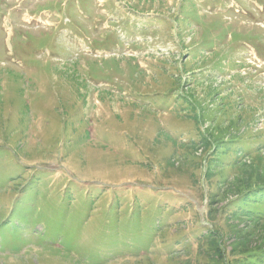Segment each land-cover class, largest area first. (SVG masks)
Listing matches in <instances>:
<instances>
[{"label": "rangeland", "instance_id": "obj_1", "mask_svg": "<svg viewBox=\"0 0 264 264\" xmlns=\"http://www.w3.org/2000/svg\"><path fill=\"white\" fill-rule=\"evenodd\" d=\"M262 187L264 0H0V264H264Z\"/></svg>", "mask_w": 264, "mask_h": 264}, {"label": "trees", "instance_id": "obj_2", "mask_svg": "<svg viewBox=\"0 0 264 264\" xmlns=\"http://www.w3.org/2000/svg\"><path fill=\"white\" fill-rule=\"evenodd\" d=\"M261 190H258V191H251L250 193H253L254 195H255V197L258 195V194H263L264 195V187H262V188H260ZM250 193H248V194H250ZM247 196L248 195H246V197H244V199L243 200H247L248 198H247Z\"/></svg>", "mask_w": 264, "mask_h": 264}]
</instances>
